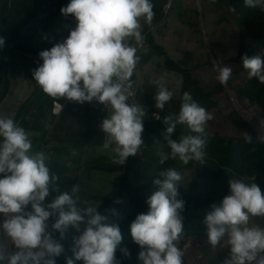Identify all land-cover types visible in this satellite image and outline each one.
Listing matches in <instances>:
<instances>
[{
  "label": "clouds",
  "instance_id": "clouds-1",
  "mask_svg": "<svg viewBox=\"0 0 264 264\" xmlns=\"http://www.w3.org/2000/svg\"><path fill=\"white\" fill-rule=\"evenodd\" d=\"M215 4L216 0H209ZM248 8L264 14V0H244ZM151 0H69L60 9L72 16L75 27L49 50L39 52L33 80L48 96L83 104L104 106L106 116L99 125L105 136L103 148L112 163L124 165L140 154L145 108L136 102L132 77L140 61L138 49L145 43L142 21L151 25L155 17ZM232 12L236 9L230 7ZM5 39L0 37V47ZM247 78L264 84V48L256 55L242 57ZM216 80L226 85L232 68H216ZM158 91L155 107L165 110L174 96L162 81H153ZM213 117L190 92L180 97L178 112L163 117V142L156 155L161 166L167 161L183 165L205 159L206 126ZM178 126L185 134L174 138ZM248 144L264 143V135L254 139L244 134ZM42 151L33 150L30 133L11 116L0 115V264H56L69 227L74 238V259L83 264H121L116 252L131 258L119 225L109 215L98 212L99 204L82 198L80 184L61 191L59 176L47 164ZM182 174L175 167H162L152 180L147 211L130 224L133 242L139 246L138 264H183L179 241L184 235L185 201L180 198ZM56 193L49 201V197ZM121 203L122 201H116ZM116 216L115 210H106ZM55 218L49 231V220ZM264 193L255 183L240 177L229 180V193L204 210L207 243L211 248L229 249L223 264H264ZM66 264H74L68 258Z\"/></svg>",
  "mask_w": 264,
  "mask_h": 264
},
{
  "label": "trees",
  "instance_id": "trees-1",
  "mask_svg": "<svg viewBox=\"0 0 264 264\" xmlns=\"http://www.w3.org/2000/svg\"><path fill=\"white\" fill-rule=\"evenodd\" d=\"M44 1L0 0V23L4 25L0 29V37L7 42L15 41L21 29L39 12ZM174 1L172 0L168 6V13L174 7ZM151 2L155 13L151 24L153 25L166 19L165 7L169 4V0H151ZM68 3L69 0H57L40 23V27L52 23L61 14L60 9ZM201 5L203 16L208 17V12H211L212 17L217 18L219 23L225 22V13L228 12L233 16L232 22L227 21L236 27L237 35V54L231 60L232 62L242 63L244 55L251 57L264 48V14L258 9L246 7L244 0H216L215 4L210 3L209 0H201ZM230 7L235 8L236 12L230 11ZM13 19H18L19 22L12 23ZM147 30L148 27L143 29L146 37L144 46L140 49L146 54L147 60L154 55L163 57L165 66L169 70L182 74L184 81L195 90L194 99L207 111L214 108L216 102L212 100V97L222 91L223 85L219 83L213 90L203 91L190 72L180 62L172 59L164 46L157 44ZM17 50L27 51L28 49L21 46ZM11 51L0 48L1 55L5 52L12 53ZM38 53L36 51V54ZM6 65L4 63L3 68L0 65L1 70ZM244 82L247 92L240 98L247 99L249 107H257L260 110V117L264 119V84H259L255 78L248 79L247 75L244 77ZM137 98L146 109L142 133L144 146L140 154L130 156L123 166L113 164L109 151L103 148L105 136L99 125L107 113L104 106L96 101L78 104L52 98L37 86L31 96L19 107L15 118L20 126L33 133L31 134L33 149L46 154L48 166L59 176L58 183L61 191L69 190L74 184H80L81 195L94 204L100 203L98 212L109 215L110 220L119 225L123 236L120 247H126L131 254L130 259L125 258L118 248L116 257L121 264H138L137 256L140 249L132 240L130 224L138 214L147 211L146 199L153 190L151 182L162 167H175L183 177L178 185L180 198L185 201L184 235L179 241L182 251L189 236L207 237L206 226L202 222L204 210L229 193V180L232 177H242L247 183L255 182L264 193V143L248 144L244 137L237 139L234 136L205 130L207 142L203 164L191 161L183 165L178 160H169L161 166L156 155L155 142H163L162 133L165 130L163 117L169 113L178 112V107L173 110H160L148 96L137 92ZM55 101L64 105L63 111L58 116L52 113ZM176 104L179 106L180 102ZM229 119L235 127L241 128L254 139L261 136L237 110L231 111ZM183 131L187 130L183 126H178L174 138H178ZM74 151L79 152L74 155ZM63 157H66L72 166L60 163ZM80 173L86 176L89 182L98 174H119V176L109 191L88 192L82 186ZM55 195L56 193H53L48 198L49 201ZM118 200L122 202L117 203ZM106 210H115L117 215L112 216L111 212ZM54 219L50 218L48 222L49 231H52L51 224ZM77 235L78 233L71 227L68 228L63 239L58 232L53 233V238L58 240L64 248L63 253L56 258V264H66L68 258H72L74 264H83L82 261L74 259V238Z\"/></svg>",
  "mask_w": 264,
  "mask_h": 264
},
{
  "label": "rangeland",
  "instance_id": "rangeland-1",
  "mask_svg": "<svg viewBox=\"0 0 264 264\" xmlns=\"http://www.w3.org/2000/svg\"><path fill=\"white\" fill-rule=\"evenodd\" d=\"M176 2H178V0L174 1L175 4ZM168 6L169 4L165 7L166 10H168ZM171 11H174V7ZM16 15L18 14L16 13ZM13 16L15 17V11ZM212 16L211 12H208V20L205 21L207 26H203L202 32L199 31L198 33L190 35V37H188L189 42L186 41L184 44L178 45L176 41L170 40L169 42H166V40H164V43L162 41L160 45L167 49L166 52L172 59L180 62V64L190 72L192 78L198 81V86L205 92L213 90L219 84L215 78L217 75L216 68L223 65L232 68V78L226 85H223L221 92L216 93L212 97V100L216 102V106L208 111L211 113L213 119L208 122L205 129L206 131L209 130L225 136H234L237 139L244 137V134L247 133L241 128L235 127L229 119V114L235 109L258 133H260V135H264V119L260 117V110L255 106L249 107L248 100L240 98V96H244L247 92L244 82V77L247 75V71L243 68V63H235L231 61L237 54V35L236 27L227 21L232 22L233 16L228 12L225 13L226 17L224 23H219V20ZM197 19L199 22L201 21V18ZM13 22L16 23L19 21L18 19H13L12 23ZM177 24L181 25L178 22ZM177 24L175 25L174 30L176 27L177 30L183 28V26ZM51 25H44L38 28L31 38L24 43L25 48L29 51L13 49L11 51L12 53L5 52V54H0V65H4V63L5 65L7 64L2 70L0 67V78H2L0 80V103L4 97L8 95V102H6L5 108L0 111V115L8 116L7 108H11L10 105L12 103L9 101L15 98V94L18 91H21L23 86L18 85V82H15L13 85L12 82L7 83L5 81L7 78V66L12 69L11 72L14 73L16 80L20 78L22 84L26 83L28 87H35L36 89L38 85L33 80L32 70L37 67L38 63H42V61L39 60V53L36 54V51L40 52L45 50L43 49V45L44 47L48 46L50 48L54 46L55 43L62 42L68 36L70 29L75 27V24H72L70 27L65 26L66 28L61 27L58 24L52 27ZM3 27L4 25L0 23V29ZM185 30L186 29L184 28L183 32H185ZM43 32L47 33L46 41L43 40ZM56 37L58 38L57 40ZM176 38L178 41L181 39L186 40L184 33L183 36L182 34H179ZM181 48L182 53L179 51ZM154 64L155 69L160 65L162 69H167L169 71L165 66L163 57L156 59ZM175 73L177 75L173 76L180 78L181 81L179 94H183L187 91L192 94L193 98H195V90L190 87L188 82L184 81L182 74L174 71L173 74ZM175 104L176 102H170L166 105L165 110H173L175 107H178L179 110L180 105L178 106V104ZM185 133L186 132L184 131L182 132V134ZM35 134L38 135L37 133ZM78 152L79 151H74L73 153L74 155H77ZM60 163H66L72 166V163L67 161L66 157H63ZM189 174L191 175V172H189ZM118 176L119 174H98L95 179L89 182L88 178L80 173L82 186L88 192L92 190L96 192L109 191V189L112 188V184L118 180ZM82 198L89 201L87 197L82 196ZM2 219V214H0V220ZM255 222L264 226V218H255ZM183 252V264H223V261L228 257L229 249L223 246L213 249L208 245L207 237L192 235L188 237V242L183 246Z\"/></svg>",
  "mask_w": 264,
  "mask_h": 264
},
{
  "label": "crops",
  "instance_id": "crops-1",
  "mask_svg": "<svg viewBox=\"0 0 264 264\" xmlns=\"http://www.w3.org/2000/svg\"><path fill=\"white\" fill-rule=\"evenodd\" d=\"M172 0H169V5ZM174 11H166V19L161 20L159 23H155L151 26L144 24L142 21V28L148 27V30L150 34L154 37V40L157 44H161L162 41L164 43V40L166 42H169L170 40L176 41L178 44H184L186 41L189 42L190 35L193 33H198L199 31L202 32L203 26H207V23L205 22L207 17L203 16V9L201 5V0H178L176 4H173ZM197 18H201V21ZM180 23L181 25L177 24ZM202 22V23H201ZM52 24V25H51ZM60 25L61 27L66 28L70 27L72 24H76L75 19L72 16L65 17L62 14H59L53 21L47 26H54V25ZM183 26L182 29L177 30L174 27L175 25ZM202 24V25H201ZM40 28V26H39ZM184 28L186 29L185 32ZM185 34V39H181L178 41L176 37L179 36V34ZM183 38V37H182ZM58 38L56 37V40ZM43 40H47V33L43 32ZM7 42V41H5ZM180 42V43H179ZM51 48V47H50ZM48 46L44 47L43 49L49 50ZM165 48V47H164ZM180 48V47H179ZM165 51L167 49L165 48ZM182 53V48L179 49ZM137 55L140 57V61L134 71L132 81V86L137 92H140L144 96H148L151 102H155V95L158 91L157 86L153 83V81H162L164 85L174 93V96L171 100V102H180V97L182 94H179L181 81L180 78H177L176 73L173 74L174 71H168L167 69L164 70L158 66V68L155 69V62L157 55L152 56L150 59L147 60L146 54L144 51L138 50ZM12 69L7 67V75L5 81L7 83H11L14 85L15 82H18V85H23L21 88V91H18L15 94V98L11 99L9 102L11 103V108H7V115L11 116L14 120L17 115V111L19 107L31 96V94L34 92L35 87H28L26 83L22 84V80L18 78L16 80V77L14 76V73L11 72ZM12 85V86H13ZM17 86V85H16ZM37 86V85H36ZM8 102V95L4 97L2 102L0 103V111L5 108V104ZM167 110V109H166ZM1 114V112H0ZM30 133V132H29ZM31 135V134H30Z\"/></svg>",
  "mask_w": 264,
  "mask_h": 264
},
{
  "label": "water",
  "instance_id": "water-1",
  "mask_svg": "<svg viewBox=\"0 0 264 264\" xmlns=\"http://www.w3.org/2000/svg\"><path fill=\"white\" fill-rule=\"evenodd\" d=\"M56 2L57 0H45L35 17L21 29L17 39L12 42H5L4 46L0 48L13 50L24 46V43L27 42L39 28L40 23L51 11Z\"/></svg>",
  "mask_w": 264,
  "mask_h": 264
},
{
  "label": "built area",
  "instance_id": "built-area-1",
  "mask_svg": "<svg viewBox=\"0 0 264 264\" xmlns=\"http://www.w3.org/2000/svg\"><path fill=\"white\" fill-rule=\"evenodd\" d=\"M144 34V36L146 37V34L145 33H143ZM144 46V45H143ZM143 48V47H142ZM142 48H139L138 50H140V49H142ZM132 88H133V90L136 92V90L134 89V87L132 86ZM135 99H136V102L137 103H139V100H138V98H137V92H136V97H135ZM140 104V103H139ZM141 105V104H140ZM142 107H144L143 105H141ZM145 108V107H144ZM63 109H64V105L62 104V103H60V102H58V101H55L54 103H53V109H52V113L54 114V115H56V116H58V115H60L61 114V112L63 111ZM145 111H146V109H145ZM143 147V146H142ZM141 147V148H142ZM141 151V150H140Z\"/></svg>",
  "mask_w": 264,
  "mask_h": 264
}]
</instances>
